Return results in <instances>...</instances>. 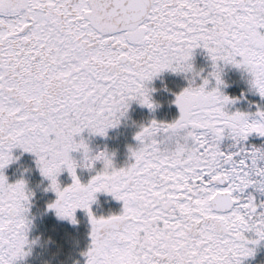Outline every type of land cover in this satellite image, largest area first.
Listing matches in <instances>:
<instances>
[{
    "label": "snow or ice",
    "instance_id": "6c2138e0",
    "mask_svg": "<svg viewBox=\"0 0 264 264\" xmlns=\"http://www.w3.org/2000/svg\"><path fill=\"white\" fill-rule=\"evenodd\" d=\"M228 67L246 85L239 95L225 91ZM166 71L188 80L178 117L141 125L124 167L92 154L82 133L107 136L131 101L154 111L149 85ZM249 94L264 101V0H0V264L35 243L33 193L4 171L15 149L50 181L49 209L72 223L87 212L86 264H244L264 242V142H250L264 138V103L234 108ZM74 151L89 169L103 162L87 183ZM97 193L122 201L120 213L96 216Z\"/></svg>",
    "mask_w": 264,
    "mask_h": 264
},
{
    "label": "rangeland",
    "instance_id": "374dc122",
    "mask_svg": "<svg viewBox=\"0 0 264 264\" xmlns=\"http://www.w3.org/2000/svg\"><path fill=\"white\" fill-rule=\"evenodd\" d=\"M193 63L197 70L204 69L205 74L211 70V61L203 49L195 51ZM228 70L238 72V75L241 76L238 70L228 67L225 70L224 79L228 75ZM164 73L173 75L174 77H169V79L175 78L174 82L180 80L188 85V80L184 74L179 76L180 74H174L170 71ZM256 98V102L250 108L239 106V104L234 108L255 110L256 103H264L258 95H256ZM172 104H174L172 110L158 114L155 110H150L137 101H131L127 114L121 118V123L115 128L109 129L107 136L92 134L87 130L82 133V136L91 148L92 154L102 150L114 153L115 165L124 167L131 162L129 146H138L135 134L140 130L141 125H147L153 119L161 122H172L178 117V106L175 105L174 101ZM128 130L132 132L131 136L127 133ZM79 138L77 137V139ZM252 138L264 142V138L257 136H252ZM14 155L19 159L4 170L5 174L8 176L9 182L24 178L33 193L30 204L32 224L28 236L29 240L35 241V243L31 244L29 255L21 260L19 264H86V257L83 253L87 251L91 243V224L87 212L82 209L76 211L77 223L59 217L54 209L48 208V205L57 199V194L49 188L50 181L40 173L35 162V155L23 152L22 149H15ZM71 155L80 165L77 168V175L82 183H87L91 176L103 167V162L97 161L95 167L89 169L84 166V154L82 152L74 151ZM58 181L63 188L69 186L73 179L65 169L58 176ZM33 200L44 204L43 212L39 213L35 209ZM122 206L123 202L115 200L110 194L97 193V200L92 204V209L95 215L99 217L101 215L119 214ZM244 264H264V242L256 247L254 256L245 259Z\"/></svg>",
    "mask_w": 264,
    "mask_h": 264
},
{
    "label": "trees",
    "instance_id": "16d2710c",
    "mask_svg": "<svg viewBox=\"0 0 264 264\" xmlns=\"http://www.w3.org/2000/svg\"><path fill=\"white\" fill-rule=\"evenodd\" d=\"M181 76V74L179 75ZM169 77H174L173 75L162 73L160 74L155 81L151 82L149 87L154 88L155 91L152 93L154 101L159 105L155 111L159 113H164L172 110L174 107L173 101L175 100V95L179 93L184 87L187 86L186 82H181L175 81V78L172 79ZM225 80L229 83V87L225 90L227 93L236 96L239 95L241 90L246 87L243 79L241 76L238 75V72H230L228 70V75L225 77ZM256 95H251L249 94L248 100H244L239 102V106L241 105L242 107L245 108H250L255 102H256ZM249 101L252 103L249 104ZM127 133L131 136L132 132L127 131ZM250 142L255 143L257 145L261 144L263 141H260L258 139L250 137ZM231 143L229 140H225L224 143L222 144V148L227 149L228 145ZM259 198H264V197H259ZM33 204L35 205V209L41 213L43 212L45 206H43V203H39L36 200H33ZM31 214V213H30ZM35 217V215H34Z\"/></svg>",
    "mask_w": 264,
    "mask_h": 264
}]
</instances>
